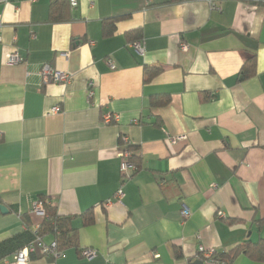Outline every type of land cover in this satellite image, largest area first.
<instances>
[{
  "label": "crops",
  "instance_id": "crops-1",
  "mask_svg": "<svg viewBox=\"0 0 264 264\" xmlns=\"http://www.w3.org/2000/svg\"><path fill=\"white\" fill-rule=\"evenodd\" d=\"M53 1L0 3V242L43 222L31 213L41 195L96 255L72 247L27 264H222L199 248L218 255L264 238V0H78L58 21ZM136 30L142 53L130 47ZM14 52L23 60L10 64ZM44 64L71 81L47 82ZM145 65L163 70L145 82ZM153 95L170 102L150 107ZM167 134L186 140L170 148ZM121 136L142 156L126 181ZM231 264L263 263L240 253Z\"/></svg>",
  "mask_w": 264,
  "mask_h": 264
},
{
  "label": "trees",
  "instance_id": "trees-1",
  "mask_svg": "<svg viewBox=\"0 0 264 264\" xmlns=\"http://www.w3.org/2000/svg\"><path fill=\"white\" fill-rule=\"evenodd\" d=\"M71 7L69 0H54L52 2L51 8V19L53 21L61 20L60 13L65 9ZM114 18L109 20V22L104 24L103 33L105 36H110L113 34L115 29ZM131 36V42H135L142 39V32L136 30L135 32L129 33ZM161 66L157 65H145L144 66V81L150 82L159 75L162 71ZM244 77L248 78L256 73V56L251 55L249 59L245 62L242 70ZM209 96L205 97L208 99ZM170 102L169 95H153L150 97V107H162ZM141 123L142 120H139ZM112 123V122H111ZM157 124V123H155ZM119 145L123 146L124 142L119 140ZM127 150L130 153L129 162L134 166L133 175L138 173L142 169V156L140 147L134 145L131 140L127 144ZM40 201L44 202L45 213L47 217H44L43 222L39 225V229L36 231L34 228L32 230H27L24 233L18 234L7 240L0 242V263L5 260H11L13 255L28 246L34 239L35 233H39L44 237L46 243H51L52 241L57 242L58 250L65 252L66 249L75 247L81 254L83 250L79 248V237L78 230L72 225V216L59 214L57 208L52 205L50 200L45 196H39ZM4 204L0 197V206ZM5 205V204H4ZM6 206V205H5ZM19 211H17L18 213ZM19 214V213H18ZM24 224L30 228V218L29 214H19ZM83 218L84 225H92L95 222V214L93 209L81 214ZM50 237L48 241L47 238ZM244 253L250 259L261 262L264 264V238L259 239L257 242L245 241L240 245L230 249L227 253L216 254L215 252L207 258L208 260L219 261L222 264H231L233 260L240 254ZM180 254V252H179ZM40 256V255H32ZM31 257V258H32Z\"/></svg>",
  "mask_w": 264,
  "mask_h": 264
},
{
  "label": "built area",
  "instance_id": "built-area-1",
  "mask_svg": "<svg viewBox=\"0 0 264 264\" xmlns=\"http://www.w3.org/2000/svg\"><path fill=\"white\" fill-rule=\"evenodd\" d=\"M7 0H0V3L6 2ZM34 1V0H33ZM71 8H75L78 5V0H69ZM130 47L133 48L137 53L143 52V43L142 39L131 42ZM182 48H187L185 45L182 46ZM23 59L19 56L17 52H14L9 57V63L10 64H17L20 63ZM109 64L114 67V63L112 60H109ZM41 73L44 77V79L47 82H57V83H64L68 84L71 79L72 75L69 72L59 71L54 68H52L49 64H44L41 68ZM94 94L93 91V83H89V97H91ZM60 111L59 106H55L52 108L51 113H57ZM118 119L117 114H106L104 115V122L105 123H111L116 122ZM121 140L124 142V145L120 146L119 150V158H120V172H121V180L126 181L130 178L131 173L134 170V166L129 162V156L130 153L127 150V144L129 142V138L125 136L120 137ZM167 143L169 144L170 148L176 147L181 142H184L186 140V136L184 135H170L167 134L166 137ZM215 187V185H214ZM123 195V191L121 188L117 191V196L121 197ZM108 203V202H107ZM31 213L38 214L42 216L43 218L47 217L45 213L44 208V202L37 200L34 202ZM222 215V213H220ZM182 216L186 220L191 216V211L186 207L183 206L182 209ZM48 219V217H47ZM34 229L37 231L39 229V225H36ZM199 251L202 253H206L205 255L207 257H210L213 253L210 250H205L203 246L199 248ZM63 252L58 250V244L55 241H52L51 243H46L44 240V237L40 235L39 233H35V239L25 248H23L20 251H17L11 260L5 261L3 263L5 264H27L29 260L31 259L32 255H40L42 257H52V258H59L63 256ZM96 255V252L94 250H83L81 253V256H84L85 258H91Z\"/></svg>",
  "mask_w": 264,
  "mask_h": 264
},
{
  "label": "water",
  "instance_id": "water-1",
  "mask_svg": "<svg viewBox=\"0 0 264 264\" xmlns=\"http://www.w3.org/2000/svg\"><path fill=\"white\" fill-rule=\"evenodd\" d=\"M0 212L3 214H7L9 212V209L7 208V206H5L4 204H2L0 206ZM203 262L201 260H197L195 261V264H202Z\"/></svg>",
  "mask_w": 264,
  "mask_h": 264
}]
</instances>
